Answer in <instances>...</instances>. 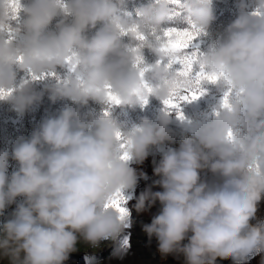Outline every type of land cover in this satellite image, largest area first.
Masks as SVG:
<instances>
[{
	"label": "clouds",
	"instance_id": "obj_1",
	"mask_svg": "<svg viewBox=\"0 0 264 264\" xmlns=\"http://www.w3.org/2000/svg\"><path fill=\"white\" fill-rule=\"evenodd\" d=\"M212 3L146 0L132 16L126 0H0V102L19 116L45 93L74 105L43 120L11 154L0 149V260L65 264L81 241L115 245L131 221L126 208L113 205L138 183L129 162L140 164L150 146L176 139L169 111L176 109L164 101L189 91L203 95L211 83L221 98L210 118L187 122L189 134L162 152L153 169L158 179L134 208L144 212L159 202L142 230L155 237L162 256H182L183 264H247L260 255L264 264V219L257 218L264 194V0H238V15L202 51L174 50L164 37L181 11L185 29L209 35ZM185 56L191 68L181 75L177 58ZM57 69H67L62 80L33 86ZM20 72L29 79L17 82ZM201 72L216 79H197ZM150 97L164 106L154 119L141 117L125 129L112 115L113 106L143 109ZM89 101L101 111L85 119L81 108ZM9 159L18 165L11 173ZM204 170L216 179H203ZM127 249L125 238L112 256L123 258Z\"/></svg>",
	"mask_w": 264,
	"mask_h": 264
},
{
	"label": "rangeland",
	"instance_id": "obj_2",
	"mask_svg": "<svg viewBox=\"0 0 264 264\" xmlns=\"http://www.w3.org/2000/svg\"><path fill=\"white\" fill-rule=\"evenodd\" d=\"M146 2V0H126L127 11L132 16H135L134 9L141 4ZM248 3V0H245ZM238 0H213L212 12L214 15V20L211 22L209 27V35L207 36H197L192 44L189 46L187 51L204 50L207 44L215 38L218 31L217 27H220L223 21L230 22L233 16L238 15ZM252 6L249 4L246 11H251ZM184 13L181 11L179 17L173 18L168 22L167 27L176 28L178 30H183L188 27V25L183 21ZM220 15H224L222 19H219ZM234 17V18H235ZM55 23V21H53ZM51 27V26H50ZM99 27V25H97ZM127 41V37H123ZM145 60L148 63L153 62L155 59L147 49L144 50ZM174 67H179L176 65ZM67 73V69H57L56 73L49 77L45 76L44 80L33 81V86L40 90L44 83L54 82L58 77L61 80ZM29 79L26 73L20 72L17 74V82L20 79ZM203 95L195 101L191 102H180L179 110L183 116V120L177 118V111L174 109L169 110L172 123L171 128L176 132V139H180L181 134L188 135L187 122L188 121H198L203 120L205 117L210 118L212 106L215 105L221 98V93L217 91L215 85L209 83L202 86ZM65 106H72L68 100H57L52 102L48 99L47 93H45L41 102L36 105L32 110L27 111L23 116H19L15 111H13L9 104L5 102H0V149L7 150L11 154L13 146L19 142L21 138L30 137L31 133L38 129L41 122L47 118L54 117L59 114L60 110ZM164 106L155 98L150 97L147 105L141 109L139 106L133 108L125 107L121 109L120 107L113 106L112 115H114L119 122H122L125 129L130 128L133 124H138L141 117H148L154 119L157 113ZM101 111V106L89 101L87 106L81 108L82 114L85 115V119L89 117L94 118ZM30 116L29 121L33 122L26 127L25 118ZM28 124V122H27ZM173 142L170 144L167 142L166 148H173ZM161 158L160 154L156 155L154 159L153 155L148 152L145 160L137 164L134 161H130L129 165L133 167L138 175V183L135 187L134 192H124V202L121 207L126 208L130 212V226L124 230L120 237H118L116 244L114 245L112 241H101L98 247H92L83 241L77 244V250L70 253L68 260L65 264H93L94 261H98L99 264H151V261H156L157 264H183L182 256L167 255L162 256L158 251V242L155 237L149 240L147 234L142 230L143 225L150 224L154 215L158 214L160 205L156 202L150 209L144 212H137L134 208L136 203V197L153 184V181L158 179L154 175L153 169ZM18 167L17 163L9 159L8 172L15 170ZM143 172L145 174L144 178H139V173ZM201 177L206 181H212L216 179L213 175L204 170L201 172ZM159 186L152 187V191H161ZM131 195V198L129 196ZM264 195V194H263ZM20 198H17V202ZM15 205L10 206L6 209V215L14 209ZM257 218L264 219V204L258 205ZM3 217H0V221ZM255 223V221H252ZM127 240L128 249L123 258H116L112 256V251L114 246H119ZM260 255H251L248 258L247 264H260ZM71 261V262H70ZM0 264H7L6 261L0 260ZM217 264H231L229 260H217Z\"/></svg>",
	"mask_w": 264,
	"mask_h": 264
},
{
	"label": "snow or ice",
	"instance_id": "obj_3",
	"mask_svg": "<svg viewBox=\"0 0 264 264\" xmlns=\"http://www.w3.org/2000/svg\"><path fill=\"white\" fill-rule=\"evenodd\" d=\"M198 36L197 31H193L191 29H183V30H178L176 28H169L164 30V37L166 38L167 41V46L169 48H172L174 50L180 51L189 48V46L192 44V41L195 37ZM191 57L190 56H185L183 58H177V62L181 64V69L179 70L181 75H186L189 73L190 68H191ZM197 79H208L210 81H213L216 79L215 76H208L205 73H197L196 74ZM202 92H193L189 91L188 94L186 95H180L178 98H175V96L172 99L164 101L165 106L168 107L169 109L175 108L177 111V116L179 118H183L182 114L180 113L179 110V103L180 102H190L192 100H195L201 95ZM109 95V100L114 102V103H119L118 99L113 97L111 93ZM225 104H226V98H225ZM116 207L118 210L123 211V208L120 205V202L117 201L113 205Z\"/></svg>",
	"mask_w": 264,
	"mask_h": 264
},
{
	"label": "bare ground",
	"instance_id": "obj_4",
	"mask_svg": "<svg viewBox=\"0 0 264 264\" xmlns=\"http://www.w3.org/2000/svg\"><path fill=\"white\" fill-rule=\"evenodd\" d=\"M167 142L168 141H165L162 145L150 146L148 149V152L153 155L154 159H156L157 154L162 155V152L167 150V148H166ZM170 143L171 142H169L168 144H170ZM179 144H180V139H175L173 142V148H178ZM259 204H264V195L263 194H262V199H261ZM151 264H157V263H156V261L155 262L151 261Z\"/></svg>",
	"mask_w": 264,
	"mask_h": 264
},
{
	"label": "trees",
	"instance_id": "obj_5",
	"mask_svg": "<svg viewBox=\"0 0 264 264\" xmlns=\"http://www.w3.org/2000/svg\"><path fill=\"white\" fill-rule=\"evenodd\" d=\"M223 16H224V15H220V16H219V19H222ZM234 17H235V16H233L232 20L234 19ZM232 20H230V22H231ZM230 22L223 21L222 24L220 25V27H217V30H218V31H222V30L227 26V24L230 23ZM29 118H30V116H26V118H25V121H24V122L26 123V125H28V126H26V127H29V125L33 123V122L29 121ZM27 122H28V124H27Z\"/></svg>",
	"mask_w": 264,
	"mask_h": 264
}]
</instances>
